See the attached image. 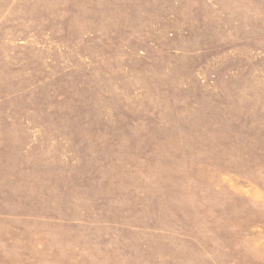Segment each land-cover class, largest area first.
Returning a JSON list of instances; mask_svg holds the SVG:
<instances>
[{
  "label": "rangeland",
  "instance_id": "374dc122",
  "mask_svg": "<svg viewBox=\"0 0 264 264\" xmlns=\"http://www.w3.org/2000/svg\"><path fill=\"white\" fill-rule=\"evenodd\" d=\"M0 264H264V0H0Z\"/></svg>",
  "mask_w": 264,
  "mask_h": 264
}]
</instances>
